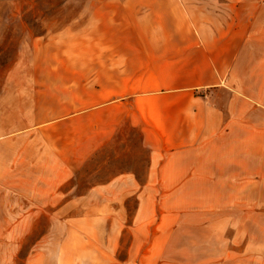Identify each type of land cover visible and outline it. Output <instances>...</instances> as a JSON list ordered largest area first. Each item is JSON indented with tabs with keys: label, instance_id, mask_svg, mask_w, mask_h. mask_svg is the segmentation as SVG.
Listing matches in <instances>:
<instances>
[{
	"label": "rangeland",
	"instance_id": "374dc122",
	"mask_svg": "<svg viewBox=\"0 0 264 264\" xmlns=\"http://www.w3.org/2000/svg\"><path fill=\"white\" fill-rule=\"evenodd\" d=\"M238 1L195 3L227 9ZM154 12L137 0H0V178L27 192L42 178L69 175L73 185L60 189L80 194L83 212L96 209L91 188L107 189L95 185L128 169L146 179L141 132L119 96L101 84L107 54L136 47L138 22L147 25ZM212 99L211 118L220 121L209 129L218 132L203 140L210 161L201 156L210 178L193 187L125 188L131 194L124 202L98 203V213L112 209V217L66 219L81 233L71 243L91 249L79 258L127 264L139 259L130 244L155 243L157 264H264V137L247 122L234 123L244 108L235 111L232 91L215 90ZM137 190L155 191V200L138 201ZM53 222L13 218V257H24ZM110 242L121 245L112 258L97 250Z\"/></svg>",
	"mask_w": 264,
	"mask_h": 264
},
{
	"label": "crops",
	"instance_id": "0c3cea01",
	"mask_svg": "<svg viewBox=\"0 0 264 264\" xmlns=\"http://www.w3.org/2000/svg\"><path fill=\"white\" fill-rule=\"evenodd\" d=\"M137 1L152 7L154 18L148 19L147 25L145 20L138 22L141 34L136 47L126 46L107 54L101 90L119 96L131 123L141 132L144 149L149 152L146 179L141 180L137 172L135 175L128 169L132 173L95 185L107 189L92 192L91 188V194L97 193L93 198L96 209L83 212L82 196H69L70 192L60 189L73 185L69 175L62 180H35L41 187L27 192H18L13 179L0 178V264H113L112 259L92 255L79 258L91 249L82 242L71 243L72 238L81 241V233L77 226L67 228L66 219L112 217V209L99 214L98 203L107 208L108 204L124 202L131 194L125 189L129 187L203 185V180L210 178L208 164L203 166L201 160L202 156L210 161L203 140L218 132L210 130L209 124L220 121L218 116L211 118L215 90L232 91L235 111L244 108L234 114V123L247 122L255 127L251 133L257 130L260 138L264 137V0H240L227 9L223 5L213 9L195 3L197 0ZM233 133L243 137L240 132ZM114 187L123 189L115 191ZM132 192L139 195L140 202L155 200V191ZM40 216L56 220L54 226L44 228L24 257L15 259L13 218ZM119 246L110 242L99 249L95 244L91 247L112 258ZM128 250L137 251L139 259L122 262L157 264L151 251L161 248L155 243H142L130 244Z\"/></svg>",
	"mask_w": 264,
	"mask_h": 264
}]
</instances>
